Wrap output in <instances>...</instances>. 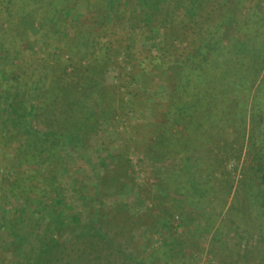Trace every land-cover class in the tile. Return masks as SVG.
<instances>
[{
  "label": "rangeland",
  "instance_id": "1",
  "mask_svg": "<svg viewBox=\"0 0 264 264\" xmlns=\"http://www.w3.org/2000/svg\"><path fill=\"white\" fill-rule=\"evenodd\" d=\"M130 2L117 1L112 12ZM27 11L22 24L28 37L16 30L15 44L1 16L0 34L9 41L7 47L0 43L2 86L14 88L22 101L36 89L48 106L33 118L28 135L0 126V218L16 223L15 234L0 228V264H32V228L45 216L55 222L51 229L59 241L52 264H264V202L253 195L264 187L251 171L249 138L224 159L216 144L197 146L206 178L218 160L215 206L175 182L182 167L167 143L180 141L176 134L192 136L185 122L160 123L170 86L148 60L161 55L164 37L143 43L133 55L122 47L116 63L98 71L80 62V48L46 52L56 25L45 26L37 41L32 36L40 34L41 23L33 22L32 6ZM14 19L13 27L21 18ZM133 25L118 24L112 47L131 45L121 37ZM57 29L58 44L77 40L75 24L61 21ZM100 84L103 97L96 101ZM90 104L93 113L83 125ZM64 127L80 128L81 147L58 145L51 152V132Z\"/></svg>",
  "mask_w": 264,
  "mask_h": 264
},
{
  "label": "trees",
  "instance_id": "2",
  "mask_svg": "<svg viewBox=\"0 0 264 264\" xmlns=\"http://www.w3.org/2000/svg\"><path fill=\"white\" fill-rule=\"evenodd\" d=\"M117 1L0 0V18L6 17L8 29L13 33L10 43L15 44L16 32H26L28 37V25L22 24V16L25 12L28 16L27 8L32 6L33 22L41 23L40 34L32 38L41 40L47 31L45 26L56 25L51 37L53 44L44 47L46 52L57 47L65 53L68 47L75 53V49L80 48V62L85 61L98 71L114 65L122 47L133 55L143 43L164 37L161 55L146 59L158 71H164L170 86V103L161 114L164 122L160 123L185 122L192 136L176 134L180 141L167 143L172 148L170 157L177 155L182 167L181 176L178 175L175 182L194 190L200 202L207 199L215 206L217 202L211 197L215 188L212 172L218 160L212 164L211 175L206 178L204 156H200L197 146L207 142L216 144L223 150L224 159L226 152L237 151L249 138L253 158L251 171L264 187V0H131L129 8L125 6L114 14ZM15 17L18 21L21 18L20 28L17 24L13 27ZM61 21L78 27L77 40L70 41L71 44L67 39L58 44L57 27L60 28ZM123 22L134 23L130 31L122 30L126 36L121 37L131 45L112 47L111 38L120 35L118 24ZM8 42L0 34L4 47ZM2 83L0 76V126L3 123L10 129L15 127L30 134L35 129L33 118L46 111L48 99L40 101L44 93L39 94L34 89L32 99L22 101L13 92L14 88H4ZM101 91L100 84L93 93L96 101L102 99ZM93 107L92 104L87 106L88 119L83 125L90 121ZM79 130L64 127L51 132L54 135L51 152L58 145L80 148L84 138ZM51 152L46 155L47 161L52 158ZM2 191L0 189V193ZM263 192L253 191L256 201L258 196L264 202V196H259ZM29 198L28 195L26 200ZM93 211L91 214L95 217ZM54 224L48 222L46 216L36 220L32 228V264L53 263V254L59 245L51 229ZM3 225L15 234L16 223L0 218V228ZM262 236L264 238L263 229Z\"/></svg>",
  "mask_w": 264,
  "mask_h": 264
}]
</instances>
